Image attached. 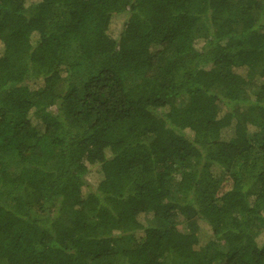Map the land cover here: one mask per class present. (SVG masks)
I'll list each match as a JSON object with an SVG mask.
<instances>
[{"label":"trees","instance_id":"trees-1","mask_svg":"<svg viewBox=\"0 0 264 264\" xmlns=\"http://www.w3.org/2000/svg\"><path fill=\"white\" fill-rule=\"evenodd\" d=\"M0 44V264H264V0H0Z\"/></svg>","mask_w":264,"mask_h":264},{"label":"rangeland","instance_id":"rangeland-1","mask_svg":"<svg viewBox=\"0 0 264 264\" xmlns=\"http://www.w3.org/2000/svg\"><path fill=\"white\" fill-rule=\"evenodd\" d=\"M1 49H2V46H1V44H0V51H1ZM224 188H226V186H225ZM172 189L175 191V190H176L175 186H174ZM178 195H180V194H178ZM55 212H56V210H55L54 208H52V210H51V214L54 215ZM56 215L58 216L57 219H63V217H62V216H59V215L57 214V212H56ZM146 219H148V221H149L150 223H152L153 214H152V213H149L148 216L146 217ZM180 225H184V224H180ZM251 225H262V224L259 222V223H254V224H251ZM258 229H259V227H256V228H255V230H258Z\"/></svg>","mask_w":264,"mask_h":264}]
</instances>
